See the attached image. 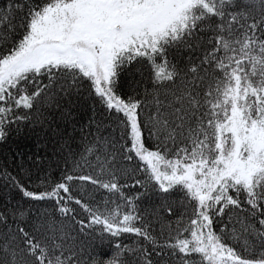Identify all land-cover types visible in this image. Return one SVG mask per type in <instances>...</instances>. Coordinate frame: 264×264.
I'll return each mask as SVG.
<instances>
[{
	"label": "snow or ice",
	"instance_id": "snow-or-ice-1",
	"mask_svg": "<svg viewBox=\"0 0 264 264\" xmlns=\"http://www.w3.org/2000/svg\"><path fill=\"white\" fill-rule=\"evenodd\" d=\"M0 264H264V0H0Z\"/></svg>",
	"mask_w": 264,
	"mask_h": 264
}]
</instances>
